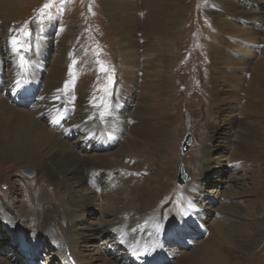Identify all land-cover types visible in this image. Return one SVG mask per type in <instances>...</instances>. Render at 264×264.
Returning a JSON list of instances; mask_svg holds the SVG:
<instances>
[{
    "label": "bare ground",
    "instance_id": "obj_1",
    "mask_svg": "<svg viewBox=\"0 0 264 264\" xmlns=\"http://www.w3.org/2000/svg\"><path fill=\"white\" fill-rule=\"evenodd\" d=\"M26 1L28 0H0V28L5 29L4 38L0 35V73L7 78V83L5 84L0 76V160L7 161L12 158L16 162H27L36 173L38 171L48 174L59 187L65 189L66 198L54 204L39 198L40 200L33 210L36 213L32 220L34 226L31 228L32 234L29 241L26 240L25 231L19 226L18 216H12L13 210L8 208L9 210L6 209L8 213H3V209L0 208V217L9 229L12 237L11 241L15 246L12 254L15 253L14 256L18 257L13 263L8 262L1 257L0 250V264H25L27 261L29 264H122L118 260L120 258L117 259V262L110 257V250L113 248V253H116L118 251L117 246L124 247L127 254L124 251L121 256L126 254L130 264H160V260L156 258V253H160L161 256L166 255L163 249L165 241L163 235H160L162 224L172 222L165 228L168 229L176 226L177 223L187 224L185 223L188 221L187 218L183 215L178 216V212L175 217L171 213H143L136 205L131 206L130 201L128 204L125 203L119 206L118 209L112 210L109 203L105 201H110L115 189V182L122 177H124L125 182H129L126 180L131 177L134 178L135 173L138 186L149 188L150 192L147 196L150 199H154L157 195V188L153 185L154 182H150L147 179L145 171L136 169L135 166L143 162L144 158L142 155L146 150L150 152L158 151V146L166 142L167 122L170 119V115L167 109L163 110L158 108V106L151 105L152 95L148 94L150 89H147L150 86L149 84H151V77L150 83L144 78L149 75L148 72H157L153 70L159 66L158 59L153 57L151 52L157 53L160 50V43L164 45L162 51L169 56L170 60L172 59L173 32L182 22L187 1L141 0L139 2L138 0H100L101 9L107 18L108 27L118 37L121 55L125 59L122 62V69L125 71L127 69H136L139 60L145 57V67H150L151 70H148L147 75L144 74L142 77L143 83L138 90L140 98L138 105L133 110L135 99H126L128 108H125L128 111L127 113H129L127 115L128 118L125 120V115L116 109V93L113 103L107 109L109 120L104 122L87 109V95L83 91L75 94L72 90V81H70V78H65V73L68 70L65 62L69 54V49L66 46L67 43L74 44L76 42L72 41L75 36V29L72 26L61 25L58 28L53 27L51 29L53 33L50 32V36L56 38L57 33L63 35H58L56 40V52L53 54L55 57L52 60L50 78L47 77L44 83H40L44 74L48 73L45 66L46 59L42 55L41 50L33 58H28L29 56L22 54L19 40L14 37L15 34L12 28L13 22L18 17V10L22 8L21 6ZM222 4L223 12L227 16H241L242 20L251 23L256 22L264 26V12L258 13L257 10L249 9L244 12L236 0H223ZM139 6L150 9L145 14L144 22H140L137 17L136 11L140 9ZM152 6L155 7L151 8ZM159 17L163 18L162 22ZM216 20L218 23L216 33L221 32L224 35L218 38L221 45L214 43L215 51L213 52V60L210 66V69H212L210 89L212 109L209 111H213L214 108L218 114L222 110H220L219 106H228L232 112L247 109L251 113H264V58L260 59L257 64L252 63L254 67L251 68L250 66L249 70L251 69L254 73L250 72L251 77L248 80L245 75L248 73L245 71L246 66H244L245 64L241 65L242 63H247V59L237 60L229 55V53L232 55L237 53L231 52L229 49L231 47L226 49L222 45L224 39L225 42L235 40L238 37L237 33L240 32H243L244 34L242 35L249 38L246 41L244 40V42L250 44L256 34L254 35L253 30L250 28L244 31L232 24H228L227 27L220 26V19L216 18ZM38 26L40 25L38 24ZM55 29H57L56 33H54ZM260 35L264 38V31ZM13 37L18 42L15 46L12 43ZM52 40L46 38L50 48L54 50V41ZM257 40H259L258 37L255 38V41ZM44 43L42 41L43 45ZM239 46L241 47L240 42L233 47L239 49ZM5 47H7L6 52L4 50ZM246 50H249V46L246 47ZM4 55H7L9 59L5 60ZM151 57L154 59L152 60ZM203 65L208 66V61ZM192 76L194 79L196 73ZM14 81L16 83L13 85ZM136 85V81L132 76H124L119 90L123 93L124 90L129 88V92H131L135 90ZM202 92L208 97L207 89ZM166 94H168V87L166 88ZM193 97L197 98L196 93H194ZM165 99L163 102L167 103V98ZM240 102V107L233 105V103ZM243 102L245 103L243 104ZM98 115L101 116L100 114ZM254 122H249L247 118H243L240 126L251 132L253 136H257V122ZM209 128L211 129V127ZM236 134L238 135L237 131H234L233 135ZM110 135H113L114 140H117L118 137L122 141V145L119 146L118 144L117 149L113 152H109L112 147ZM247 136L249 137L250 135L248 134ZM248 137L246 138L249 141L250 138ZM249 143L251 144V142ZM100 148L108 153L94 152ZM220 148L217 152H220ZM242 150V154H240L239 150L233 152L231 159L244 160L252 157L254 150L250 151L245 146ZM207 152L208 149L205 150V156ZM83 154H86L85 159L80 158ZM217 159L219 158L210 157L207 159V164H212L211 162ZM247 163L249 162L237 161L231 163V165ZM159 170L158 168L156 171L161 172ZM199 182L198 180L191 181L185 187L180 199H184L185 196L188 198L195 197V202L189 203L193 210L203 208V206L195 204L201 196ZM129 183H132V181ZM134 183L133 185L137 186ZM162 184L164 185V181ZM221 188H223V185L211 193L213 194L210 196L211 198H217L210 208L211 210L215 209L216 214L212 217L213 219L208 220L206 227L219 232L222 230V225L226 224L224 225L226 226L225 231L222 234L225 235L223 237L225 239L224 243L231 245L233 249L239 250L243 259H246L245 257L251 259L250 256L252 254L254 256L258 253L256 243L249 245L248 248L237 247L238 241L235 243V239L242 235L241 218L243 217L240 215L229 216L222 209H217V205L230 208L236 203L231 198L223 199L222 191L219 190ZM129 190H131V187H129ZM207 194L210 193H205V195ZM33 197L36 199L31 197L33 199L31 201L32 204L36 202L35 200H38L36 196ZM87 199L100 202L101 209H95L103 216L111 215L113 221H110L111 223L104 221V224L103 219H100L99 221H102L104 226L98 228V225L90 221L87 222V218L83 217L84 215L77 216V212L83 209L84 202ZM80 220L84 223H80ZM108 227L110 228L108 233L112 230L114 237H116L115 245H109L113 241L112 237L110 234L102 232L103 229ZM200 228L206 231L204 227ZM165 229L162 233H164ZM254 229L256 231V234H254L255 239L258 241L263 238L264 217L258 221ZM218 236L221 238L220 234ZM86 240L87 247H90L89 249L87 247L83 248ZM199 244H203V241ZM45 245L47 251L41 252L43 250L42 247ZM108 247L110 248L109 250ZM22 250L25 254L21 253ZM124 260L127 263L125 257ZM171 264L233 263L225 257L222 245L219 248L210 245L201 247L192 253L185 251L182 255L174 257V261Z\"/></svg>",
    "mask_w": 264,
    "mask_h": 264
},
{
    "label": "rangeland",
    "instance_id": "obj_2",
    "mask_svg": "<svg viewBox=\"0 0 264 264\" xmlns=\"http://www.w3.org/2000/svg\"><path fill=\"white\" fill-rule=\"evenodd\" d=\"M138 1L141 2V0ZM186 1L187 5L183 13L182 22L178 25L172 36L173 48L171 53L173 57L171 60L169 59V56L162 51L164 45L160 43V50L157 53L151 52L153 53L151 55L158 59L159 66L156 67L158 69L155 68L153 70L157 72H148L149 75L146 73L148 70H151L150 67H145V57L139 60L136 69H127L126 71L122 69V62L125 59L121 55L118 37L108 27L107 18L101 9L100 0H28L18 10V17L13 22L12 28L15 34L14 37L19 40V47L21 48L20 51L22 54L27 57L29 56L28 58H33L41 50L42 55L46 59L45 61L47 63L45 62V66L49 74H44L40 83H44L47 77L50 78L52 73V60L55 57L53 54L56 52V40L58 35H63L57 33V37L54 38L49 35L51 29L53 27L58 28L61 25H70L75 29V36L72 41L76 42L74 44L66 42L69 54L65 62L66 66H68L65 78H70V81H72V90L75 94L83 91L87 95V109L97 115L99 120L103 122L109 120L107 109L113 103L116 93V109L125 115L124 118L126 120L128 118L127 115H129L127 113L128 111H126V108H128L126 99H135L132 107L133 110L138 105L140 98L138 90L143 83L142 77L146 74L147 76L144 79L146 81L148 80V82L151 77V84L147 87V89H150V93L148 94L152 95L151 105L169 111L170 119L167 122V139L165 140L166 142L158 146V151L150 152L146 150L142 155L144 158L143 162L136 165L135 168L145 171L147 179L150 182H154L153 185L157 188V195L154 199H150L147 196L150 192L149 188L147 190L145 188L146 186H138L135 173L134 178L131 177L133 180L131 178L126 180L129 182L132 181V183L125 182L124 177L115 182V189L111 195L113 198L111 197L110 201L105 202L109 203L112 210H116L119 206L125 203L128 204L130 201L131 206L136 205L143 213H171L175 217L178 212V216L183 215L187 218L188 221L185 222L187 224H181L183 225L181 228L172 226L171 228L165 229L172 222L162 224L160 235H163L165 241L163 249L166 254L165 256L168 257L161 256L157 252L156 258L160 260V264H171L174 261V257L182 255L185 251L192 253L201 247L210 245H213L215 248H219L222 245V251L225 257L227 260H231L233 264H238L239 262L240 264H264V233L263 238L258 240L259 242L254 237V234H256L254 228L258 221L264 217V195H262L264 193V113H251L247 109L232 112L228 106H219L220 110H222L218 114L214 108L213 111H209L212 109L210 103L212 69H210V66L213 60V52L215 51L214 43L221 45L218 38L224 35L221 32L216 33L218 25L216 18L220 19V26L227 27L228 24H232L236 28L244 31L250 28L253 30V34H256L253 36L250 44L244 42V40L246 41L249 38L243 36V32L237 33L238 37L235 40L225 42L224 39V43H222L226 49L231 47L229 48L230 51L235 52V54L237 53L236 55L229 53L230 56L235 57L237 60L247 59L246 62H248L242 63L241 65L245 64L244 66H246L245 71L248 73H244H246L245 75L248 80H250V72H252L251 69L249 70L250 66L251 68L254 67L253 64H257L260 59L264 58V38L260 35L264 31V26L256 22L251 23L242 20L243 18L241 16H227L223 12V0ZM236 1L243 8L242 10L244 12L248 9L257 10L258 13L264 12V0ZM46 3L49 4V7L44 9L43 6ZM153 7L155 6L151 8ZM147 10L150 9L141 6L136 11L140 22H144ZM159 18L162 22L163 18ZM4 32L5 29L0 28L1 37H3ZM56 32L57 29L54 30V33ZM256 37L260 41H255ZM46 38L49 40L53 39L54 50L50 48ZM42 41L45 42L44 45ZM239 42L241 43V47L239 46V49H235L233 46H236ZM247 46H249V50H246ZM4 50L6 52L7 47ZM4 57L5 60L9 59L7 55H4ZM153 57H151L152 60L154 59ZM207 61L208 66H204L203 64ZM195 73L196 76L193 79L192 75ZM123 75H129L134 78L137 84L135 90L129 92L128 88L123 93L119 90L124 80ZM0 76L6 84L7 78L2 73H0ZM15 83L16 81L13 82V85ZM167 87L168 94H166ZM206 89L208 97L202 92L203 90L206 91ZM194 93H196L197 98L193 97ZM165 98H167V103L163 102L166 100ZM240 104L241 102L233 103V105L238 107H240ZM101 113L104 115L99 116L98 114L101 115ZM243 118H247L252 123L254 121V123L257 122V136H253L251 132L246 131L240 126ZM234 131H237L238 135H233ZM248 134L250 135L249 137L247 136ZM188 135L192 136L193 143L188 152L183 154L181 148ZM110 137L112 139V147L109 152H113L117 149L118 144L119 146L122 145V141L118 137L117 140H114L113 135H110ZM246 137L251 140L249 139L248 141ZM244 146L250 151L254 150L252 152L253 154L251 153L252 157L244 160L231 159L232 153L236 150H239L240 154H242V148ZM219 147H221L220 152H217ZM207 149L208 152L205 156L204 153ZM94 152L108 153L102 151V148ZM210 157H218L219 159L213 160L211 162L212 164L208 165L207 159ZM80 158L85 159L86 154H83ZM237 161L249 163L231 165V163ZM181 163L185 164L190 177L189 182L184 187L178 186L176 182ZM23 167L32 168L27 162H16L12 158L7 161L0 160V208L3 209V213H8V208L13 210L12 216H18L19 226L25 231L26 240L29 241L32 234L31 228L34 226L32 220L36 213L33 210L35 205L38 204L39 198L54 204L59 200H64L66 196L65 189L59 187L48 174L37 171L38 177L36 179H28L20 172ZM158 168L161 172L156 171ZM206 174L208 175L204 176ZM193 180L200 181L201 196L195 203L203 206L200 210H193L189 205V203L192 204L195 202V197L188 198L185 196L184 199L180 200L185 187ZM163 181L164 185L162 184ZM133 182L137 186L133 185ZM222 185L223 188L219 189L222 191V198H231L236 203L232 206L233 208L217 205V209H222L229 216L240 215L243 217L241 218L242 235L235 239V243L238 241L237 247L242 246L246 248L256 243L258 253L254 256L252 254L250 256L251 259H248L249 257L243 259L239 250L233 249L231 245L224 243L225 239L223 237L225 235L222 234L225 231L226 226L224 225L226 224L222 225V230L219 232L206 227V224L209 222L208 220L216 214L215 209H210L213 202L217 199L211 198L210 196L213 195L211 193L218 190ZM129 187H131V190H129ZM205 193L210 194L205 195ZM33 196H36L38 200H35L36 202L32 204L31 201L36 199ZM4 202L6 204L5 206ZM96 202V200L91 199L85 200L84 207L77 212V216L84 215L83 217L87 218V222L90 221L98 225V228H102L105 222L113 221V217L111 215L103 216L100 214L95 208L101 209L102 206H100V202H97V204ZM177 205L179 206V211ZM100 219H103V222L105 221L104 224L102 221H99ZM189 222L197 223L200 227H204L206 231H203L197 224ZM80 223L84 222L80 220ZM164 229L165 231L162 233ZM109 230L110 228L108 227L103 229L102 232L108 233ZM109 234L113 240L109 245H115L117 240L114 237L113 231L111 230ZM219 234L221 238H219ZM11 240L12 237L9 229L0 217L1 257L13 263L18 257L14 256L15 253L12 254L15 246ZM202 241L203 244L200 245L199 243H202ZM204 243H207L206 246ZM45 247L46 245L42 247L43 250L41 252L47 251ZM85 247H87V240L83 244V248ZM109 247L108 250L110 249ZM89 248L87 247V249ZM117 248L118 251L116 253H113V248L110 250V257L117 262L119 260L122 264H130V260L126 257L127 252L124 250V247L117 246ZM124 251L126 254L121 256ZM21 253L25 254L23 250ZM124 257L127 263H125ZM25 264H29V262L27 261Z\"/></svg>",
    "mask_w": 264,
    "mask_h": 264
},
{
    "label": "water",
    "instance_id": "obj_3",
    "mask_svg": "<svg viewBox=\"0 0 264 264\" xmlns=\"http://www.w3.org/2000/svg\"><path fill=\"white\" fill-rule=\"evenodd\" d=\"M193 143V138L191 135H188L185 141L183 142L181 152L185 154L190 149L191 145ZM21 174L24 175L28 179H35L37 177V173L32 169L28 167L21 168ZM190 180V177L187 173L186 167L184 163H181L179 166V173L177 177V184L180 187H184Z\"/></svg>",
    "mask_w": 264,
    "mask_h": 264
},
{
    "label": "snow or ice",
    "instance_id": "obj_4",
    "mask_svg": "<svg viewBox=\"0 0 264 264\" xmlns=\"http://www.w3.org/2000/svg\"><path fill=\"white\" fill-rule=\"evenodd\" d=\"M48 7H49V4H47V3L43 6L44 9H47ZM41 18H42V17H41ZM21 31H23V29H21ZM12 43H13L14 46L18 43L17 40H16L14 37L12 38ZM17 83H19V82H17ZM103 115H104V114L101 113V116H103ZM176 227H177V228H181V227H183V225L177 223Z\"/></svg>",
    "mask_w": 264,
    "mask_h": 264
}]
</instances>
